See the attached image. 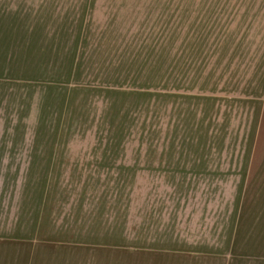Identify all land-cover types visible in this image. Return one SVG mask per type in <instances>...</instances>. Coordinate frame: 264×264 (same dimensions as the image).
Instances as JSON below:
<instances>
[{"label":"rangeland","instance_id":"1","mask_svg":"<svg viewBox=\"0 0 264 264\" xmlns=\"http://www.w3.org/2000/svg\"><path fill=\"white\" fill-rule=\"evenodd\" d=\"M0 264H264V0H0Z\"/></svg>","mask_w":264,"mask_h":264}]
</instances>
